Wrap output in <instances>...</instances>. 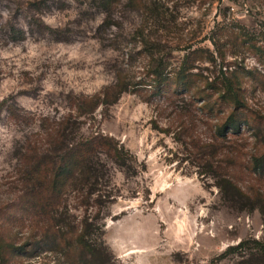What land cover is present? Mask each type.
I'll use <instances>...</instances> for the list:
<instances>
[{"label":"rangeland","instance_id":"1","mask_svg":"<svg viewBox=\"0 0 264 264\" xmlns=\"http://www.w3.org/2000/svg\"><path fill=\"white\" fill-rule=\"evenodd\" d=\"M104 7L0 0V236L27 241L23 156L45 145L44 126L74 114L81 133L113 136L138 159L133 176L113 170L118 195L106 210L104 241L115 264H249L239 254L217 256L243 239L264 241V171L254 168L264 156V0ZM186 57L195 68L185 84ZM118 82L128 90L116 103L80 115L78 98ZM233 90L239 103L229 98ZM231 112L245 121L242 132L221 139ZM219 163L260 196L258 208L221 197L211 170ZM60 255L38 250L11 264H57Z\"/></svg>","mask_w":264,"mask_h":264},{"label":"trees","instance_id":"2","mask_svg":"<svg viewBox=\"0 0 264 264\" xmlns=\"http://www.w3.org/2000/svg\"><path fill=\"white\" fill-rule=\"evenodd\" d=\"M100 1L107 8L115 0ZM193 68L186 57L178 73L185 84L193 75L189 72ZM225 82L232 87L230 79ZM122 84L106 87L89 98H78L80 115L91 114L98 105L116 103L128 90ZM233 92L229 98L239 103L237 93ZM244 122L231 112L217 134L221 139H227L229 133L240 134ZM44 127L45 145H30L23 156L22 197L30 232L22 244L0 236V264H11L20 255L33 257L38 250L60 252L57 264H115L113 253L104 241L106 210L118 195L112 181L113 170L119 168L127 177L135 175L136 155L113 136L99 131L81 133L79 115L69 114ZM254 168L264 171V156L254 158ZM211 170L224 200L238 209L259 207L260 196L253 198L239 188L228 176V168L219 163L211 166ZM79 209L80 215L74 212ZM42 236L48 242H42ZM234 254L246 256L249 264H264V241L243 239L228 246L217 259Z\"/></svg>","mask_w":264,"mask_h":264}]
</instances>
